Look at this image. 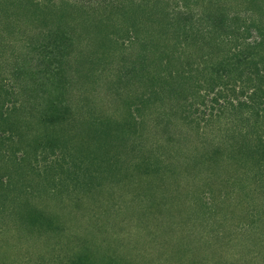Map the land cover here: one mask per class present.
I'll use <instances>...</instances> for the list:
<instances>
[{"label": "rangeland", "instance_id": "obj_1", "mask_svg": "<svg viewBox=\"0 0 264 264\" xmlns=\"http://www.w3.org/2000/svg\"><path fill=\"white\" fill-rule=\"evenodd\" d=\"M0 264H264V0H0Z\"/></svg>", "mask_w": 264, "mask_h": 264}]
</instances>
